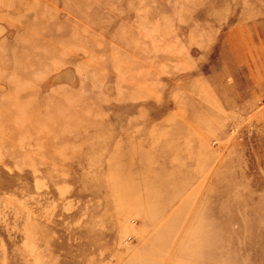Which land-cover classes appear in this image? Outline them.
<instances>
[{
  "label": "rangeland",
  "instance_id": "obj_1",
  "mask_svg": "<svg viewBox=\"0 0 264 264\" xmlns=\"http://www.w3.org/2000/svg\"><path fill=\"white\" fill-rule=\"evenodd\" d=\"M0 264H264V0H0Z\"/></svg>",
  "mask_w": 264,
  "mask_h": 264
}]
</instances>
